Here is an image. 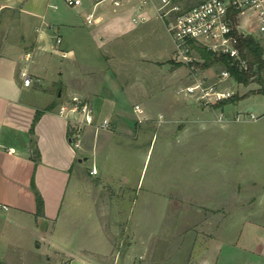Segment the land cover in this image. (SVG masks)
Wrapping results in <instances>:
<instances>
[{
    "label": "rangeland",
    "instance_id": "obj_1",
    "mask_svg": "<svg viewBox=\"0 0 264 264\" xmlns=\"http://www.w3.org/2000/svg\"><path fill=\"white\" fill-rule=\"evenodd\" d=\"M184 1L195 5L203 0ZM152 4L149 0L147 8L153 9ZM58 5L53 10L43 3L34 13L20 16L4 10L0 46L5 38L19 39L18 25L29 34L42 26L57 63L74 62L62 59L55 49L70 45L77 58H86L80 61L106 64L121 90L107 77L110 96L123 108L115 112H125L116 113L125 118L116 125L112 109L102 108L97 121L100 125L109 116L108 129L86 136L90 154L82 166L94 164L98 176L93 179L91 167L85 168L82 196L94 201L98 219L88 218L89 206L78 208L77 214L73 207L66 212L68 193L66 213L57 223L66 245L72 250L87 244L102 249L108 240L111 249L104 255L113 264L201 263L203 247L221 226L224 239L214 263H264V94L252 92L260 84L223 77L221 63L202 67L196 49L190 63L175 60L174 51L171 61L166 60L175 44L156 13L138 23L125 13L99 29L83 19L92 10L91 0H81L77 7L63 1ZM101 6L114 5L104 0ZM72 21L78 24V35L64 37L55 47L58 27ZM97 46L112 52L111 57L98 58ZM20 61L26 65L24 58ZM93 73L91 86L97 88L103 73ZM213 84L216 88L208 90ZM188 86L197 88L188 92ZM217 91L241 98L213 107ZM45 100L43 96L40 102ZM135 104L141 112L134 110ZM76 174L75 168L71 189ZM67 258L53 253L47 263L11 264H67Z\"/></svg>",
    "mask_w": 264,
    "mask_h": 264
},
{
    "label": "crops",
    "instance_id": "obj_2",
    "mask_svg": "<svg viewBox=\"0 0 264 264\" xmlns=\"http://www.w3.org/2000/svg\"><path fill=\"white\" fill-rule=\"evenodd\" d=\"M47 1L0 0V15L4 10L6 14L19 12V16L21 12L32 14L43 3L47 7ZM117 1L118 4L112 0L114 5L112 9L101 6L102 1L93 5L92 10L83 13L84 22L86 23L85 16L92 14L94 22L88 25L102 29L109 20L125 13L131 15L134 23L146 21L153 13L159 17L154 5L152 4L153 9H148V3L143 4L144 0ZM43 17L41 16V19ZM1 21L2 18L0 28ZM162 23L165 27L163 21ZM77 25L73 21L60 24L58 34L62 41L64 37L70 40L71 37L78 35ZM18 26L21 30L19 39L5 38L0 46V264L47 263L53 253H63L67 256V264H113L107 262L104 255L111 249L108 240H105L106 246L102 249H95L93 245L87 244L78 250H72L66 245L65 241H68L66 234L58 228L59 226L57 227V223L66 212L69 213L70 207H73L76 213L78 208L88 209L89 206L92 211L88 212V218L98 219L94 201L91 197L82 196L83 187L86 188V182L83 180L84 170L87 167L96 168L94 164L82 166L90 154L86 136L91 131L94 132L99 125L97 114L102 108L112 109L113 124L124 122V116H118L116 114L118 112H115L116 109L122 108V105L110 96V89L107 87L110 84L106 83V79L109 77L113 84L111 86L118 91L119 84L114 81L111 72L106 71L108 69L106 64L93 65L80 61L79 59L86 58L84 56L77 58L74 46L67 45L61 51L55 48L62 59L74 61L66 66L62 62L57 63L54 55L48 51L46 34L41 30L42 26L35 27L37 31L35 30L33 34ZM99 37L94 39L96 45L100 44ZM96 49L97 57L102 61L111 57L112 52L109 53L98 46ZM173 51L174 49L166 60L171 61ZM23 58L26 65L21 64L20 60ZM84 68L88 70L84 71ZM24 70L33 78L30 85L23 83L21 72ZM91 70L93 72L100 70L103 73L97 88L91 86V81L94 80L92 78L94 73H91ZM57 87L58 90L55 92ZM43 96L46 97L44 103L40 102ZM74 97L88 103L94 111L93 124L80 129L79 148L75 146L74 139L76 120L80 119V115L59 113L60 107L69 104ZM39 111L41 114L34 123L35 115ZM119 113L125 114L123 110ZM75 168L76 180L71 189L70 183ZM92 176L93 179L97 178L98 170L97 174ZM35 190L43 199L42 215L37 214ZM68 193L70 197L65 212L63 208ZM84 199L87 201H83ZM215 230L214 238L209 239L203 247L201 263L183 264H246L214 263L224 239L222 227L219 226ZM94 253L100 254L99 259L93 255Z\"/></svg>",
    "mask_w": 264,
    "mask_h": 264
},
{
    "label": "built area",
    "instance_id": "obj_3",
    "mask_svg": "<svg viewBox=\"0 0 264 264\" xmlns=\"http://www.w3.org/2000/svg\"><path fill=\"white\" fill-rule=\"evenodd\" d=\"M58 1H63L71 7L81 5V0H48L47 8L56 10L59 6ZM91 1L95 6L103 0ZM150 1H152L175 44L173 57L175 60L185 63L192 62L194 46H202L218 56H227L231 64L240 71L252 72L249 59L243 55L240 43L241 38L251 36L264 48V0H203L195 5H187L184 0ZM148 2L149 0H144L143 4ZM114 3L118 4V1L114 0ZM85 20L87 24H92L94 22L93 15H86ZM48 26L52 30L55 29L52 24ZM61 42V36L57 34L56 43L59 45ZM62 55L65 56V53L62 52ZM254 71H256L255 68ZM221 75L225 78L231 76L227 69L223 70ZM21 77L24 85H30L33 82V78L26 70L21 72ZM37 81L40 82L39 79ZM197 86H188L185 90L192 92ZM215 88V84H213L208 90L212 91ZM224 98H226L225 95L217 91L213 103L215 104ZM207 102H211V100L207 99ZM134 110L141 112L138 104L134 106ZM59 113L62 115H68V113L80 115V119L76 120L74 139L75 146L79 148L81 146L80 129L85 125L93 124V108L88 103L74 97L69 104L60 107ZM109 124V120L105 118L96 127V130L108 129ZM90 173L97 174L96 168L93 167Z\"/></svg>",
    "mask_w": 264,
    "mask_h": 264
},
{
    "label": "trees",
    "instance_id": "obj_4",
    "mask_svg": "<svg viewBox=\"0 0 264 264\" xmlns=\"http://www.w3.org/2000/svg\"><path fill=\"white\" fill-rule=\"evenodd\" d=\"M240 46L243 50V55L249 59L250 73H244L240 71L236 66L232 65L230 59L224 55H216L213 52L207 50L202 46H194L199 56L204 60L202 67H209L215 63H221L230 72V75L239 83L243 85H248L252 80H255L260 84V88L256 91L257 93L264 94V59L263 46L253 37L247 36L241 38ZM180 65V63H178ZM254 68L256 71H254ZM241 97H227L219 102L213 104V107L224 106L233 101L239 100ZM41 112H37L34 118V123L38 120ZM37 154V151H36ZM36 202H37V214L42 215L44 210V203L41 195L37 190H35Z\"/></svg>",
    "mask_w": 264,
    "mask_h": 264
}]
</instances>
